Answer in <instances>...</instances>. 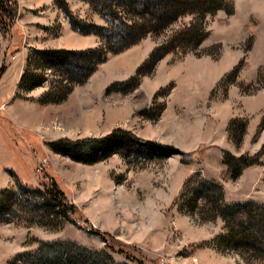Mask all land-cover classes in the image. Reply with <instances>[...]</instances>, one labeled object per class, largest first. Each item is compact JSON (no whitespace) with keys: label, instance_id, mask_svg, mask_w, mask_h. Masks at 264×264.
I'll return each instance as SVG.
<instances>
[{"label":"rangeland","instance_id":"374dc122","mask_svg":"<svg viewBox=\"0 0 264 264\" xmlns=\"http://www.w3.org/2000/svg\"><path fill=\"white\" fill-rule=\"evenodd\" d=\"M234 3L233 14L228 15L220 9L207 17L210 33L197 49L184 53L182 48H177L168 52L153 70L140 75L139 83L134 87L124 84L131 77L130 73L133 71L134 74L152 48L165 40L174 29L188 22L191 15H183L162 32H150L141 38L137 42L141 45L139 55L134 62L121 66L119 59L122 56H119L136 43L119 52H108L107 58L98 64L86 81L75 83L68 93L69 99L56 105L58 109L51 110V114H57L50 121H42L43 126L51 127L53 131L73 133L68 136L70 138L103 136L113 128L122 126L142 137L170 143L179 148L178 152L164 158L137 157V153L132 150L129 157L115 152L103 160L86 163L52 153L50 158L47 146L43 144L47 143L46 137L39 136L27 126H20L12 114H9L8 105L15 97L24 102L35 101L36 97L31 93L39 86L25 87L40 77L45 78L41 86L47 87L41 95L49 93L50 88L54 95L64 90L69 84L68 74L56 63L49 64L44 61L47 58H40L36 49L45 48L40 47L42 41L61 32L59 19L62 16L70 21L64 6L75 16L105 24L106 19L101 11L106 7V0H17L15 19L6 20L7 24L3 28L0 26V194L7 187L17 189L19 182L43 188V182L50 183V179L44 174H57L68 197L78 205L83 218H88L91 227L106 233L99 235L88 230L87 225L79 226L69 220L59 229L41 225L38 223L40 219L51 223L58 219L51 213L42 218L38 216V209H23L20 205L21 197H29L32 204L37 192L12 190L6 194L8 200L5 203H13V206L8 211L6 208L0 216V264H9L18 252L35 250L40 240L56 239H72L100 252L104 264H112V259L106 253L122 264H196L195 257L197 264H248L237 251H222L212 244L214 235L224 229L221 217L202 220L197 213L179 210L176 203L185 180L196 170H199L201 176L221 181L225 199L224 180H236L240 177H232L223 153L217 157L214 154L216 150L209 149L210 146L215 147V144L212 145L207 140L194 144L196 138H204L210 130L219 127L217 122L221 117L218 115L223 110L219 101H213L227 98V90L225 84H221L215 86L208 97H202L199 84L207 80L209 71L203 69L192 76L189 67L191 58L210 61L214 77V70L218 66L220 71L234 59L233 55L229 57L227 53L241 50L244 58L250 35H255V31H264V0H234ZM3 19L5 18L0 10L1 25ZM228 28L230 33L237 32L235 37L247 35L242 40L228 41L230 35L217 32ZM102 42L104 43L97 35L93 46ZM180 62L181 65L178 64ZM257 78L252 81L254 83L246 86L248 88L238 85L240 92L257 93L259 88L264 87V73L259 81ZM243 82L245 85L250 81ZM41 97L39 96L40 99ZM230 103L235 107L236 100ZM162 104L165 106L157 118L140 113L147 108L150 114L155 115ZM66 105L72 112L64 118L66 112H59H64ZM30 110L35 111L32 108ZM39 114L33 115L35 120L27 123L33 124L38 119L50 118L51 115L46 112ZM241 143L235 145L240 147ZM223 149L221 148V152ZM244 152L252 154L255 151ZM261 159L264 161V154ZM257 164L263 166L262 183L254 184L252 190L259 193L264 192V163L255 162L244 168ZM151 185L163 190L152 192ZM114 187L116 190L120 187V193L110 190ZM246 190L248 187L240 188L241 192ZM148 192H152L157 198L152 204L154 212H151V204H136ZM112 196L119 198L110 200ZM37 200L42 202L41 198ZM7 216L13 219L2 220ZM152 228L155 230L153 235L161 233L160 240L158 235L152 236V239L148 236L152 233ZM144 230L146 235L140 238V233ZM128 254H134L138 259H131Z\"/></svg>","mask_w":264,"mask_h":264},{"label":"trees","instance_id":"16d2710c","mask_svg":"<svg viewBox=\"0 0 264 264\" xmlns=\"http://www.w3.org/2000/svg\"><path fill=\"white\" fill-rule=\"evenodd\" d=\"M64 9L74 29L85 34L94 33L104 43L86 48L45 47L36 49L40 58L43 60L47 58L44 61L49 64L56 63L69 76L67 79L69 84L64 90L62 89L54 95L50 88L49 93L46 92L41 97L42 101L64 99L75 83L87 80L96 70L98 64L107 58L108 52H119L139 42L150 32H162L179 17L191 15L188 22H184L174 29L165 40L154 46L138 66L136 72L127 78L125 83L123 82L128 87H134L139 83L140 75L153 70L156 63L168 52L177 48H182L184 53L197 49L210 33L207 17L216 14L220 9L231 15L235 12V3L234 0H106V7L101 11L102 16L106 19L105 24L75 16L67 9V6H64ZM0 10L5 18L1 20L2 25L0 24L3 28L7 24L6 20L13 21L15 19L17 0H0ZM253 42L254 35L252 34L248 38L245 50L248 51ZM244 65L245 58L242 57L238 63L223 74L216 87L225 84L227 90L231 83H235L244 89L248 88L246 86L254 82L250 81L244 85L243 81L237 79ZM263 73L264 66H260L257 81L263 77ZM44 82L45 78L40 77L34 83L26 85L25 88H33L44 84ZM164 106L165 104H162L155 115L150 114L147 108L142 109L140 113L157 118ZM248 121L247 116H235L229 120L228 133L236 144L242 141ZM263 128L264 113L252 140L258 138ZM47 143L53 150L86 163L103 160L115 152L129 157L133 150L137 153V157L142 155L146 159H152L164 158L179 151V148L173 144L142 137L122 126L113 128L103 136L77 138L62 136ZM222 153L225 162L229 165L232 177H237L246 165L260 161L264 163L261 159L264 154V142L252 154L244 152L236 155L226 148L222 150ZM44 175L50 179V183L43 182V188L19 182L17 189L8 187L3 189L0 194V216L6 208L8 211L13 206V203L12 205L5 203L8 192L19 189H22L24 193L25 191H35L37 195H34L35 200L32 204H30L29 197H21L20 205L23 209L25 211L38 209L40 210L38 216L43 218L51 213L55 215V219H58L53 223L46 219H40L39 224L59 229L65 221L69 220L79 226L86 227L87 225L88 230L105 235L106 232L91 227L87 217L83 218L78 205L68 197L67 190L60 183L57 174L51 176L45 173ZM183 186L182 192L176 199L179 210L190 214L197 213L202 220H211L217 217L223 219L224 229L216 233L211 240L217 249L237 251L248 264L254 262L264 264V202H258L252 198L228 201L224 197V187L221 181L201 176L199 170L192 173L185 180ZM36 197L41 198L42 202H39ZM12 219L13 217L10 216L2 218V220ZM106 254L112 259V264H122L114 261L108 253ZM128 256L131 259H138L134 254H128ZM101 259L100 252L93 251L75 240L56 239L40 240L39 246L35 250L18 252L9 261V264H104Z\"/></svg>","mask_w":264,"mask_h":264},{"label":"crops","instance_id":"0c3cea01","mask_svg":"<svg viewBox=\"0 0 264 264\" xmlns=\"http://www.w3.org/2000/svg\"><path fill=\"white\" fill-rule=\"evenodd\" d=\"M59 21H61V32L58 33L56 36H51L49 38L44 39L42 41L43 44L41 43L40 47L86 48L89 46H93L96 43L97 35L90 34V33L85 34V33H82L74 29L70 21L65 16H62V18L59 19ZM229 30L230 29L228 28L226 31H223V32L217 31V32L224 33L225 35H230V39L228 41L230 40L238 41L240 39L242 40L247 35L246 33V34H240L239 36L235 37L234 34H236L237 32L232 31L230 33ZM263 32H260V31L254 32L255 34L254 36L256 37L254 38L255 39L254 44L245 54L244 56L245 65L241 68L238 74V80L240 81L255 80L258 74L259 67L264 65V33ZM140 47L141 45L136 43L131 47L129 51L122 53V55L119 56V57L122 56V58L119 59V63L121 64V66L125 65L126 63L128 64L130 62H134L135 58H138ZM146 53L144 55L142 54L141 59L144 58ZM232 55L234 56V59L229 64L227 63L226 65H224L220 71L218 70L219 66L217 67L216 70H214V72H216L214 77L212 75L213 65L210 63V61L205 62V61L195 60L193 58L190 59L192 60V63L190 62L189 67H190L191 73L193 74L192 76H196L197 72L202 71L203 69H206V71L208 70L210 72V74L208 72L206 75L207 80L206 81L204 80L202 83L199 84L200 87L198 89L200 90L201 92L200 94L202 97H205V98L208 97V93L211 92L212 89L216 86L217 82L223 76V74L227 70L232 68L236 63H238L244 54L242 53L241 50H238V52L237 51L229 52V54L227 53V56L229 57ZM116 62H118V60ZM178 64L181 65L182 62ZM190 71H189V74H190ZM132 73H130V76ZM189 74L187 73V78L190 77ZM36 88H34L31 93L33 94L34 97H36L35 101L33 102H24L19 97L17 98L15 97L12 100H10L9 105H8L9 114H12V116L14 117L15 120H17L20 126H23V125L27 126L33 129L35 132H37L39 136H45L47 140L46 142L57 139L62 136H67V137L71 136L70 134H73V133H68L66 131L64 132L53 131L51 127L49 128V127H45L42 125V121H50L53 118L52 116H55V114H57V112L54 114H51L52 113L51 110L56 109L57 108L55 107L56 105L62 104L65 101H67L70 95L68 94L64 99L60 101H54V102H58V104L51 102V101H42L39 98V96L40 97L43 96L41 94H43V92L47 89V87L39 85V87L37 89ZM226 92H227L226 94L227 98L223 97L225 99H216L213 101L216 103L219 101L218 104H220L219 106L221 107V110H223V112L219 113L218 115L221 117L220 118L221 120L217 122L219 124V127L217 129L214 128L210 130L209 133L204 135L205 136L204 138L202 137L196 138L197 140H196V143L194 144L197 145L200 143V141L205 142V140H207V142L211 143L212 145L215 144L216 145L215 147L211 148L210 146L209 149L216 150L214 154L217 157L222 156L221 148H227L236 154L242 153L246 150L250 152L257 151L260 148L261 144L264 142V128L262 129L260 135L258 136L256 140H252V137L261 119V116L264 113V87L259 88V91L254 94H242L239 90L238 84L232 83L228 86ZM234 100H236L235 107L232 106L230 103ZM31 108L32 110H35V111L31 112L30 110ZM40 110H43L42 112H40V114L44 112L50 113L51 114L49 116L50 118L44 117V118H41L40 120L38 119L37 121H35L36 123L29 124L30 121H32L31 117L35 114H36L35 116H37ZM69 112H72V111H70V107L66 105L65 111L64 112L62 111L59 113H63V114L65 113L64 114V118H65L67 117ZM235 116H248L249 117L248 125L244 133V138L241 141L242 143L240 147H237L235 145V142L230 138L229 133H228V128H227L229 120ZM168 131H171V129H168ZM168 131H166V133H169ZM185 134H187V137H188L189 134L187 132ZM167 135L170 136L169 134ZM43 144L47 146L48 150L46 151L49 153V155L50 153L59 154L61 156H65V157L72 159V157H70L67 154H63V153L53 150L48 143H43ZM179 147L184 148L183 146H179ZM50 158H51V155H50ZM64 160L66 161L67 159H64ZM54 163L57 165V162H54ZM262 173H263V166L257 164V165L248 166L244 168V170H242L240 174V177L236 180H233V179L224 180L226 199L234 200V199L253 198L259 201L264 200V192L257 193L256 191L252 190L254 184L259 185L260 183H262V180H261ZM219 175L221 176L222 174H219ZM243 186L245 189L248 187V190L241 192L240 188ZM151 188H152V192L154 190H157L158 192H160V190H163L159 188H154L153 186ZM110 190H114V192L120 193L121 188L118 187V190H116L114 187ZM152 192L150 193L148 192L149 194L147 193V195L144 198L140 199L139 200L140 202H136V204H139V203L140 205L151 204V210H152L151 212H154L155 207H153L152 204L157 198L154 195H152ZM111 198L113 200H116L119 197L116 196L115 198L114 196H112L110 197V200ZM151 231L152 233L148 235L150 238L152 236L158 235L159 236L158 240L161 239L162 235L160 232H158V234L156 235H153V232H155L154 228H152ZM145 235L146 234L144 230L142 233H140L139 237L144 238L143 236ZM202 258H205V257H202Z\"/></svg>","mask_w":264,"mask_h":264},{"label":"bare ground","instance_id":"6f19581e","mask_svg":"<svg viewBox=\"0 0 264 264\" xmlns=\"http://www.w3.org/2000/svg\"><path fill=\"white\" fill-rule=\"evenodd\" d=\"M31 118H32V120H35V117H34V116H32ZM88 119H90V118H87V120H88Z\"/></svg>","mask_w":264,"mask_h":264},{"label":"built area","instance_id":"2783aa9c","mask_svg":"<svg viewBox=\"0 0 264 264\" xmlns=\"http://www.w3.org/2000/svg\"><path fill=\"white\" fill-rule=\"evenodd\" d=\"M195 261H196V264H197V258L195 257V259H194Z\"/></svg>","mask_w":264,"mask_h":264}]
</instances>
